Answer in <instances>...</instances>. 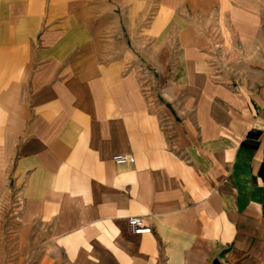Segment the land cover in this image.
Here are the masks:
<instances>
[{"label": "crops", "instance_id": "0c3cea01", "mask_svg": "<svg viewBox=\"0 0 264 264\" xmlns=\"http://www.w3.org/2000/svg\"><path fill=\"white\" fill-rule=\"evenodd\" d=\"M214 3L233 11L236 33L261 20L259 0H174L191 11ZM81 12V0H0V75L16 94L27 83L17 171H27V218L64 254L50 264H264V70L235 93L212 80L192 39L163 79L169 113L159 115L156 101L130 102L125 84L82 62ZM262 35L242 37L239 54L257 57ZM131 217L153 232L133 234Z\"/></svg>", "mask_w": 264, "mask_h": 264}, {"label": "rangeland", "instance_id": "374dc122", "mask_svg": "<svg viewBox=\"0 0 264 264\" xmlns=\"http://www.w3.org/2000/svg\"><path fill=\"white\" fill-rule=\"evenodd\" d=\"M259 2L261 20L242 23L240 34L233 28V11L217 3L191 11L179 10L174 0H81L90 41L81 46L89 53L82 62L105 68L106 82L125 84L130 102L138 97L156 101L154 107L163 115L169 113L163 106L169 100L163 79L179 61L177 52L189 51L194 39L208 52L212 80L237 93L251 73L264 70V42L255 45L257 57L239 54L249 51L242 37L264 36V0ZM6 78L0 75V264H50L64 254L55 249L47 224L27 218V171L25 176L17 172L27 160V104L18 105L27 103L22 99L27 83L16 94L8 90L16 84H7Z\"/></svg>", "mask_w": 264, "mask_h": 264}, {"label": "built area", "instance_id": "2783aa9c", "mask_svg": "<svg viewBox=\"0 0 264 264\" xmlns=\"http://www.w3.org/2000/svg\"><path fill=\"white\" fill-rule=\"evenodd\" d=\"M113 161L117 165H133L135 163V157L130 155H116ZM130 230L136 235H149L153 232L152 228L145 222L142 217H131L128 220Z\"/></svg>", "mask_w": 264, "mask_h": 264}, {"label": "trees", "instance_id": "16d2710c", "mask_svg": "<svg viewBox=\"0 0 264 264\" xmlns=\"http://www.w3.org/2000/svg\"><path fill=\"white\" fill-rule=\"evenodd\" d=\"M250 136H255L256 134L250 133ZM259 134L256 135V138L258 137Z\"/></svg>", "mask_w": 264, "mask_h": 264}]
</instances>
